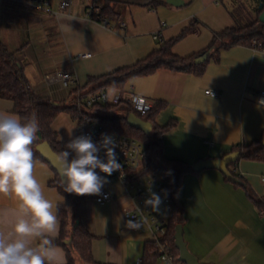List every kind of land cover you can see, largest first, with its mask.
I'll use <instances>...</instances> for the list:
<instances>
[{
  "label": "crops",
  "instance_id": "crops-1",
  "mask_svg": "<svg viewBox=\"0 0 264 264\" xmlns=\"http://www.w3.org/2000/svg\"><path fill=\"white\" fill-rule=\"evenodd\" d=\"M62 1H0V42L23 64L33 92L55 104L68 103L71 91L86 86L90 77L144 59L189 26L194 30L175 43L173 52L180 57L195 55L196 60L215 33L235 24L230 11L238 10L245 21L256 16L257 6V0H73L71 8L63 10ZM107 1L116 15L95 21L91 10ZM155 33L159 39H154ZM88 53L90 58H78ZM197 64L202 65L201 74L159 69L130 80L124 92L146 97L159 107L151 131L168 127L161 137L165 159L161 161L166 170L182 173L175 201L182 213L186 249L194 262L264 264V211L250 194L256 198L264 195V162L243 157L231 165L238 182L216 168L194 169L202 161L221 160L234 148L264 135V107L258 103V95L264 91V49L236 45ZM66 70L74 78L68 87L58 78H46ZM209 89L219 96L206 94ZM117 91L107 89L111 96ZM84 92L76 94V102L87 96H81ZM96 110L92 114L99 112ZM0 112L16 114L13 103L1 98ZM121 114V110L112 112ZM52 130L63 151H70L66 145L77 137L76 120L61 113ZM74 156L71 153L69 160ZM169 160L183 161L190 170ZM58 168L59 163L34 159V174L46 197L59 206L65 200L53 185L63 183ZM141 169L142 165L129 171L130 178L152 175L136 176ZM107 190L114 200L101 204L85 198L77 210L78 223L92 236L93 258L99 264H142L153 245L151 235L124 226L129 220L122 213L129 205L125 187L111 182ZM15 210L13 199L0 196V230H10ZM57 246L67 264L66 249ZM76 264L82 262L77 258Z\"/></svg>",
  "mask_w": 264,
  "mask_h": 264
},
{
  "label": "trees",
  "instance_id": "trees-1",
  "mask_svg": "<svg viewBox=\"0 0 264 264\" xmlns=\"http://www.w3.org/2000/svg\"><path fill=\"white\" fill-rule=\"evenodd\" d=\"M263 10L264 0H257V6L255 8L256 16L251 20L248 19L245 21L238 15V10L234 9L230 11L232 16H234L235 24L219 33H215L208 48L200 55L208 52V56L215 57L221 49L236 45L264 49V23L259 21V16ZM90 15L95 21L102 22L104 18L113 17L116 13L111 9L110 2L107 1L101 8H93ZM193 30V26L185 28L178 37L163 43L158 50L151 52L147 57L131 66L119 68L112 73L100 77H90L86 86L71 91L72 98L68 103L64 104H55L37 96L29 86L23 64L15 57L14 53L10 52L2 42H0V98L11 101L13 103L14 112L21 117H30L33 114L36 116L39 122V131L32 144L34 159L48 161L43 156L42 150L37 148L42 142H46L57 156L63 151L61 144L58 142L57 134L52 130L53 122L61 113H67L74 120L80 118L82 115H90L92 121L101 124L106 133L126 135L140 142L144 146V159L141 164L142 169L136 173V176L150 173L160 176L165 181L166 191L171 199L173 207V213L168 226L167 240L172 254L178 261L179 251L175 246L174 235L176 225L182 223V213L177 206L175 197L182 173L176 174L173 171L166 170L151 156L153 148L157 147L159 148V157L163 159V155L161 154V137L168 127H154L150 133H146L141 129L132 127L128 123L130 114L136 115L144 122L151 123L159 107L154 106L150 112L142 116L135 112L130 105L123 102L118 105H97L92 109H98L99 112L92 114L91 109L89 111L86 109H78L76 94L82 91V89H85V92L82 93L81 96L105 91L109 88L124 91L130 80L151 75L159 69L201 74L203 68L201 64L195 63V55L180 57L173 52L175 43ZM120 110L122 111L121 115H112L113 111L116 112ZM263 140L264 135L261 139L248 145H241L234 148L231 153L222 158H232L228 164V171L233 176L234 173L230 169L231 165L236 164L243 157L264 162ZM169 161L180 163L186 171L190 170L183 161ZM185 170L184 172H186ZM53 185L58 188L65 200L63 204L58 206V218L61 229L60 237L55 239L54 243L66 249L67 264H76L77 258L82 264H99L94 260L92 255V236L77 221L79 204L83 199L87 198V196H78L64 192L62 183L60 182H55ZM250 194L258 209L264 211V195L261 198H256L252 193ZM159 262L158 256L154 252L153 245L148 247L142 264H159Z\"/></svg>",
  "mask_w": 264,
  "mask_h": 264
},
{
  "label": "clouds",
  "instance_id": "clouds-1",
  "mask_svg": "<svg viewBox=\"0 0 264 264\" xmlns=\"http://www.w3.org/2000/svg\"><path fill=\"white\" fill-rule=\"evenodd\" d=\"M38 131L34 114L21 117L0 112V196L16 202L10 230H0V264H65L62 249L54 243L60 229L58 205L46 197L43 184L34 174L32 144ZM66 148L70 151H62L57 157L63 191L78 196L101 195L108 181L95 170L111 176L121 168L113 137L102 134L97 145L90 136H80L71 139ZM101 149L106 161L99 157ZM71 153L75 156L69 160ZM144 204L160 212L162 199L152 192ZM124 226L135 231L141 228L135 219L127 220Z\"/></svg>",
  "mask_w": 264,
  "mask_h": 264
},
{
  "label": "built area",
  "instance_id": "built-area-1",
  "mask_svg": "<svg viewBox=\"0 0 264 264\" xmlns=\"http://www.w3.org/2000/svg\"><path fill=\"white\" fill-rule=\"evenodd\" d=\"M72 5L73 0H63L60 7L63 10H69ZM153 37L154 39H159V33H155ZM91 56L88 53L79 55L78 58L88 59ZM46 78L48 81L58 78L65 87H68L70 83L74 82L73 75L67 70L57 72L53 76L47 75ZM211 93L212 95L210 94V90L206 91V94L213 97L219 96L217 91H211ZM262 100H264V91H261L258 95V103L264 107V101ZM123 102L130 105L135 112L142 116L150 112L155 106L154 101L146 97L120 90L113 96L107 90L92 93L86 97H80L76 103L79 110L86 109L89 111L97 105H118ZM76 122L77 137L90 136L92 141L97 145L101 141L102 134L112 136L115 141L117 160L121 165L120 170L113 172L111 176H107L105 173L100 172L99 169H96L95 171L108 182L104 184L101 195L85 196L101 204L111 202L114 200V196L107 190V185L111 182L122 184L126 189V195L129 200V205L122 209L124 217L137 220L141 224L139 230L148 232L151 235L154 252L157 254L161 264H184L174 257L167 240L168 226L173 213V207L166 191L164 179L155 174L135 180L129 176V171L142 164L144 159V146L129 136L106 133L101 124L92 121L90 115H82L76 119ZM99 157L101 160L106 161L107 157L104 149L100 150ZM152 192L160 195L162 199L160 212H153L150 207H146L144 204L145 199L149 198Z\"/></svg>",
  "mask_w": 264,
  "mask_h": 264
},
{
  "label": "water",
  "instance_id": "water-1",
  "mask_svg": "<svg viewBox=\"0 0 264 264\" xmlns=\"http://www.w3.org/2000/svg\"><path fill=\"white\" fill-rule=\"evenodd\" d=\"M259 21L264 23V10L259 16ZM208 52L203 54L202 56L198 57L195 62L196 63H202L204 62L207 57H208ZM128 123L132 127H135L137 129H141L142 131L146 133H150V131L147 130L146 128V123L142 121L140 118L136 117L134 114H130L128 117ZM263 145H264V140H263ZM38 149L42 150L43 156L49 161L53 163H59L57 159V155L52 151V149L49 147V145L46 142H42L40 145L37 147ZM234 156V155H233ZM232 160L231 157H226L224 159L218 160V159H209L206 161H202L194 166V169L196 171H200L205 168H216L221 170L228 179L232 181H237L238 180L228 171V164L229 161ZM175 246L179 251V261L184 263V264H196L192 258V256L189 254L188 250L186 249V245L184 242L183 238V229L182 225L178 224L175 227ZM67 242V241H66Z\"/></svg>",
  "mask_w": 264,
  "mask_h": 264
},
{
  "label": "rangeland",
  "instance_id": "rangeland-1",
  "mask_svg": "<svg viewBox=\"0 0 264 264\" xmlns=\"http://www.w3.org/2000/svg\"><path fill=\"white\" fill-rule=\"evenodd\" d=\"M249 20H251V19H249ZM91 111H93V112H97L96 109H91ZM146 128H147L148 131H151L152 125H151L150 123H146ZM151 156L154 158V160H155L158 164H160L161 166L167 168V166H165V163H163V162L161 161L160 157H159V148L154 147V148H153V151L151 152ZM73 253H74V250H73ZM74 254H75V253H74Z\"/></svg>",
  "mask_w": 264,
  "mask_h": 264
}]
</instances>
